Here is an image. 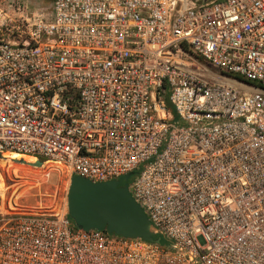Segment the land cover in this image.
I'll return each mask as SVG.
<instances>
[{
    "label": "built area",
    "instance_id": "obj_1",
    "mask_svg": "<svg viewBox=\"0 0 264 264\" xmlns=\"http://www.w3.org/2000/svg\"><path fill=\"white\" fill-rule=\"evenodd\" d=\"M0 4V158L125 176L167 245L0 213V264H264V0Z\"/></svg>",
    "mask_w": 264,
    "mask_h": 264
},
{
    "label": "water",
    "instance_id": "obj_2",
    "mask_svg": "<svg viewBox=\"0 0 264 264\" xmlns=\"http://www.w3.org/2000/svg\"><path fill=\"white\" fill-rule=\"evenodd\" d=\"M15 163L42 168L43 162L28 163L24 159ZM125 176L121 181L93 183L81 177H73L67 193L68 213L76 228L84 231H107L124 238L142 239L161 244L153 225L140 205L132 197Z\"/></svg>",
    "mask_w": 264,
    "mask_h": 264
},
{
    "label": "rangeland",
    "instance_id": "obj_3",
    "mask_svg": "<svg viewBox=\"0 0 264 264\" xmlns=\"http://www.w3.org/2000/svg\"><path fill=\"white\" fill-rule=\"evenodd\" d=\"M14 2L23 4L30 14L51 11L48 0H0L1 5ZM19 159L36 163L30 158ZM27 166L15 163L11 157L0 158V213L8 214L16 207L24 210L39 206L54 208L67 202L71 183L68 175L48 167Z\"/></svg>",
    "mask_w": 264,
    "mask_h": 264
},
{
    "label": "bare ground",
    "instance_id": "obj_4",
    "mask_svg": "<svg viewBox=\"0 0 264 264\" xmlns=\"http://www.w3.org/2000/svg\"><path fill=\"white\" fill-rule=\"evenodd\" d=\"M12 160H16V159H19V156H12L11 157ZM16 165V164H15ZM21 165V164H20ZM28 167V166H27ZM38 174V172H37ZM11 175V174H10ZM36 175V174H35ZM36 181V180H35ZM22 186V185H21ZM25 195V194H24ZM10 201V200H9ZM18 205V204H17Z\"/></svg>",
    "mask_w": 264,
    "mask_h": 264
},
{
    "label": "trees",
    "instance_id": "obj_5",
    "mask_svg": "<svg viewBox=\"0 0 264 264\" xmlns=\"http://www.w3.org/2000/svg\"><path fill=\"white\" fill-rule=\"evenodd\" d=\"M161 245H167L166 241L164 239L161 238Z\"/></svg>",
    "mask_w": 264,
    "mask_h": 264
}]
</instances>
